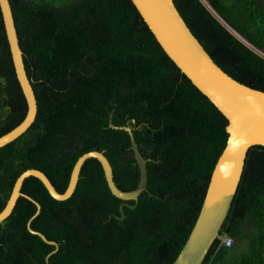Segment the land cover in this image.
Here are the masks:
<instances>
[{
  "label": "trees",
  "instance_id": "1",
  "mask_svg": "<svg viewBox=\"0 0 264 264\" xmlns=\"http://www.w3.org/2000/svg\"><path fill=\"white\" fill-rule=\"evenodd\" d=\"M173 2L218 66L264 91V0ZM9 3L37 111L0 147V211L24 170L42 171L62 193L77 158L91 150L106 156L118 188L134 189L139 168L124 127L147 159V191L136 201L116 197L93 157L65 200L30 175L0 221V264H172L226 144L227 119L168 57L131 0ZM26 111L0 9V136ZM220 233L202 264H264L262 145L246 153Z\"/></svg>",
  "mask_w": 264,
  "mask_h": 264
},
{
  "label": "water",
  "instance_id": "2",
  "mask_svg": "<svg viewBox=\"0 0 264 264\" xmlns=\"http://www.w3.org/2000/svg\"><path fill=\"white\" fill-rule=\"evenodd\" d=\"M131 1L168 57L228 121L225 127L226 144L211 172L198 216L185 244L172 263L202 264L210 246L220 233L239 184L249 147L256 144L264 146V91L239 82L218 66L191 32L173 0ZM0 9L15 73L27 103L23 120L0 136V147H2L30 126L36 115L37 102L24 67L9 0H0ZM124 129L129 133L131 150L139 168V179L134 189L123 191L118 188L114 183L112 168L106 156L100 151L91 150L77 158L67 187L62 193L54 188L42 171L34 168L24 170L16 178L6 204L0 211V221L11 213L17 198L24 195L20 192V188L23 180L30 175L37 177L53 198L57 200L69 198L75 189L83 162L90 157L100 162L107 186L113 195L123 200L136 201L141 191H147L145 165L147 159L139 152L130 128L124 127ZM36 207L37 210L32 217L40 210L38 203ZM27 227L30 232L39 235L44 241L54 244L56 248L52 252L57 250L56 242L32 230L29 221Z\"/></svg>",
  "mask_w": 264,
  "mask_h": 264
},
{
  "label": "built area",
  "instance_id": "3",
  "mask_svg": "<svg viewBox=\"0 0 264 264\" xmlns=\"http://www.w3.org/2000/svg\"><path fill=\"white\" fill-rule=\"evenodd\" d=\"M223 242H224V245L229 246L231 245L232 240L230 237H226Z\"/></svg>",
  "mask_w": 264,
  "mask_h": 264
},
{
  "label": "rangeland",
  "instance_id": "4",
  "mask_svg": "<svg viewBox=\"0 0 264 264\" xmlns=\"http://www.w3.org/2000/svg\"><path fill=\"white\" fill-rule=\"evenodd\" d=\"M218 236L221 237L222 239L224 238V235H222L221 233H219Z\"/></svg>",
  "mask_w": 264,
  "mask_h": 264
}]
</instances>
